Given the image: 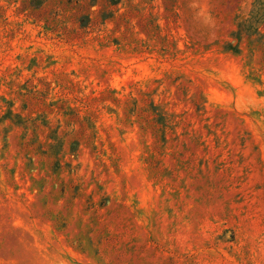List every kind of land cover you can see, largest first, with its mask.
Masks as SVG:
<instances>
[{
    "label": "rangeland",
    "instance_id": "rangeland-1",
    "mask_svg": "<svg viewBox=\"0 0 264 264\" xmlns=\"http://www.w3.org/2000/svg\"><path fill=\"white\" fill-rule=\"evenodd\" d=\"M0 264H264V0H0Z\"/></svg>",
    "mask_w": 264,
    "mask_h": 264
}]
</instances>
